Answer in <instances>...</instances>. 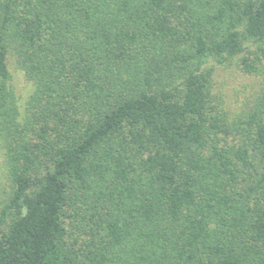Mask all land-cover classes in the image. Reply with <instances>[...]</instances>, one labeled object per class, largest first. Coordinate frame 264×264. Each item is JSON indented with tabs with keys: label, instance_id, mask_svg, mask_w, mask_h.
Returning a JSON list of instances; mask_svg holds the SVG:
<instances>
[{
	"label": "trees",
	"instance_id": "1",
	"mask_svg": "<svg viewBox=\"0 0 264 264\" xmlns=\"http://www.w3.org/2000/svg\"><path fill=\"white\" fill-rule=\"evenodd\" d=\"M244 53L236 117L205 65ZM0 149V264H264V0H0Z\"/></svg>",
	"mask_w": 264,
	"mask_h": 264
},
{
	"label": "rangeland",
	"instance_id": "2",
	"mask_svg": "<svg viewBox=\"0 0 264 264\" xmlns=\"http://www.w3.org/2000/svg\"><path fill=\"white\" fill-rule=\"evenodd\" d=\"M246 54H241L222 63L210 59L205 65V68L212 72L213 92L222 97L228 111L236 117L242 112L247 103L257 97L261 88L256 77L246 74L242 70L240 59ZM10 71L13 76V86L18 97L20 110L24 112L26 102L33 92V86L24 73L17 68L14 61L10 62ZM242 141L240 135H230L224 137L220 145L232 152L241 145ZM3 158V152L0 149V193L9 189L7 170ZM251 161V167L243 170L241 181L233 188L234 192H242L252 184L251 181L255 176H259L264 172V156L257 150H251ZM70 229L74 236H77L74 229L72 227Z\"/></svg>",
	"mask_w": 264,
	"mask_h": 264
}]
</instances>
